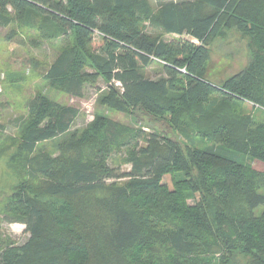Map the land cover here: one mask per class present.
Returning <instances> with one entry per match:
<instances>
[{"label":"trees","instance_id":"1","mask_svg":"<svg viewBox=\"0 0 264 264\" xmlns=\"http://www.w3.org/2000/svg\"><path fill=\"white\" fill-rule=\"evenodd\" d=\"M12 27L56 50L49 88L154 125L30 98L0 142V220L29 237L1 234L0 264H264V0H0ZM231 31L249 62L218 81Z\"/></svg>","mask_w":264,"mask_h":264},{"label":"rangeland","instance_id":"2","mask_svg":"<svg viewBox=\"0 0 264 264\" xmlns=\"http://www.w3.org/2000/svg\"><path fill=\"white\" fill-rule=\"evenodd\" d=\"M16 36L8 40L7 36L12 32ZM38 34L31 29H9L0 28V142L6 137L17 136L13 121L26 113V102L34 97L38 92H44L51 99L62 104L74 105L80 108L82 116L76 121L75 128L84 129L93 122L97 115L107 116L121 123L132 126H140L141 122H148L143 116L138 118L130 114L118 113L97 104L99 91L88 87L82 99L70 98L61 92L51 89L44 81L46 65L51 63L56 55V50L47 44L39 47L33 43ZM171 40L172 37H167ZM211 61L209 62V72L218 81L229 78L234 73L240 71L249 62L247 43L243 41L241 35L236 31L229 32L225 38H218L212 44ZM39 64L35 68V63ZM106 83L100 81L98 87L106 89ZM145 118V119H144ZM154 120L150 123L154 125ZM157 125V124H155ZM2 136V137H1ZM242 162L246 158L241 159ZM261 169V168H260ZM128 170V166H121L120 173ZM264 170V169H262ZM170 176L166 181L170 182ZM14 179L11 172L6 170L4 163L0 162V184L11 185ZM125 179L119 182H125ZM189 204H194V200H189ZM1 209V207H0ZM2 210H0V219ZM7 235L17 243H24L29 234L22 224H9L0 220V235Z\"/></svg>","mask_w":264,"mask_h":264}]
</instances>
